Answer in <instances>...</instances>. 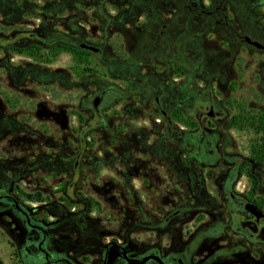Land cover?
<instances>
[{
	"label": "rangeland",
	"instance_id": "obj_1",
	"mask_svg": "<svg viewBox=\"0 0 264 264\" xmlns=\"http://www.w3.org/2000/svg\"><path fill=\"white\" fill-rule=\"evenodd\" d=\"M260 1L227 21L264 45ZM89 6L92 21L80 10ZM132 6L0 0V187L73 246L121 239L129 228L136 238L174 210L184 211L172 220L180 234L224 222L229 178L236 193L264 200V52L196 23L158 38L153 21L137 29L118 18ZM83 28L77 39L91 38L100 57L59 42ZM159 84L165 116L150 96ZM209 98L223 117L198 140L186 103ZM14 242L0 220V264L14 261Z\"/></svg>",
	"mask_w": 264,
	"mask_h": 264
},
{
	"label": "flooded vegetation",
	"instance_id": "obj_2",
	"mask_svg": "<svg viewBox=\"0 0 264 264\" xmlns=\"http://www.w3.org/2000/svg\"><path fill=\"white\" fill-rule=\"evenodd\" d=\"M124 1L134 4L132 7L123 8V14L118 17L125 19L124 25L138 29L146 26V20L153 21L158 29V38L163 36L171 38L172 31L178 28L181 34L183 31H192L196 23L198 26H211L217 29L216 31L221 28L228 29L232 31L230 37L234 41L262 51L251 44L257 41L253 40L250 34L238 33L240 27L231 26L227 21L228 15L237 18L239 15H245L243 13L245 10L254 13L260 0ZM88 3L93 4V0H88ZM80 10L84 11L85 18L90 21L96 18L94 6L81 7ZM208 18L213 22H201ZM86 31L87 28L73 31L71 38L61 33L59 42L63 47L68 45L69 49L78 47L79 55L84 52L100 57L101 53L91 43V38L85 42L77 39ZM130 83L133 91L138 90L137 84ZM17 93L28 95L29 91L22 88ZM102 96L103 93H99L94 97L92 104L95 110ZM150 96L156 111L165 116L160 102L163 97L162 85H155ZM186 105L190 108L191 121L195 122L198 128L196 133L198 140L203 139L200 133L203 132L205 125H210L211 120L223 117L220 108L214 109L210 98L202 100L200 106H194L190 101ZM80 156L81 151L75 158L78 159ZM242 174L252 175L249 171ZM227 181L228 185L223 189L228 198V202L225 203L229 208L224 222L195 229L192 226H185L184 233L180 234L172 220L180 217L184 211L174 210L166 214L160 222L150 226L149 233L138 235L136 238L130 236L132 229L129 228L121 239L100 242L91 240L87 244L75 246L54 237L43 223L30 214L23 202L0 187V220L6 222L8 232L15 240L10 256L14 261L10 264H264V200L254 195L255 190L236 193L232 187L236 179L229 178ZM250 183L257 185L258 179L255 175H252ZM2 215L6 218L1 219ZM73 251L76 253L72 254Z\"/></svg>",
	"mask_w": 264,
	"mask_h": 264
},
{
	"label": "water",
	"instance_id": "obj_3",
	"mask_svg": "<svg viewBox=\"0 0 264 264\" xmlns=\"http://www.w3.org/2000/svg\"><path fill=\"white\" fill-rule=\"evenodd\" d=\"M254 47H256L257 49H261L262 51H264V46L257 43V42H252L251 43Z\"/></svg>",
	"mask_w": 264,
	"mask_h": 264
}]
</instances>
